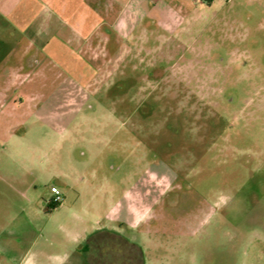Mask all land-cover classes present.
<instances>
[{
	"label": "rangeland",
	"instance_id": "374dc122",
	"mask_svg": "<svg viewBox=\"0 0 264 264\" xmlns=\"http://www.w3.org/2000/svg\"><path fill=\"white\" fill-rule=\"evenodd\" d=\"M192 2H128V31L83 33L97 59L68 27L39 63L0 30V264L82 234L74 264H139L132 243L142 264H264V0Z\"/></svg>",
	"mask_w": 264,
	"mask_h": 264
},
{
	"label": "crops",
	"instance_id": "0c3cea01",
	"mask_svg": "<svg viewBox=\"0 0 264 264\" xmlns=\"http://www.w3.org/2000/svg\"><path fill=\"white\" fill-rule=\"evenodd\" d=\"M130 1L133 0H0V26L3 23L0 30L2 32L5 30L6 33H13L15 35L12 41L13 46L8 48L19 49V46L22 47L21 44L27 41V46L24 45L26 46L24 54H28L29 50L34 48L37 54L36 60L39 63L41 61L42 45H39L38 42L43 43L44 36L47 33L53 32L54 26H56V32L62 30V27H68L73 30L74 34L77 32L81 35L78 40L83 44L82 47H85L89 53V57L97 59L99 57V51L97 49L94 50L95 47L88 44L91 38L90 35L84 38L82 36L83 33L87 28V32L95 33L100 28H114L117 25L120 26V31H128V28L131 27L129 20L122 19V17ZM162 1L164 7L167 5L166 8L177 11L178 13L192 11V9L185 10L184 6L180 4V0H178L179 2L177 0ZM176 1L178 2L177 4ZM188 1L189 5H192L193 0ZM193 8H195L194 4ZM135 9H132L130 12L131 19L133 18ZM110 10H114L115 12L111 16L109 15ZM99 39H102V41L108 40L106 33L102 32L99 35ZM5 41V39L0 37V44L6 43ZM24 46L23 48H25ZM12 53L16 52L13 51L5 54L0 64L8 62L7 60L10 59ZM102 54L104 56V53ZM16 72L17 74L19 73L18 71ZM90 240L91 234L77 235L73 240L66 237L63 240L64 242L79 241L83 247L78 245L73 250L67 246L61 254H52L47 250L41 249L38 254V260H36L39 264H74L71 256L76 251L81 255L84 249L89 250Z\"/></svg>",
	"mask_w": 264,
	"mask_h": 264
},
{
	"label": "flooded vegetation",
	"instance_id": "af4514ba",
	"mask_svg": "<svg viewBox=\"0 0 264 264\" xmlns=\"http://www.w3.org/2000/svg\"><path fill=\"white\" fill-rule=\"evenodd\" d=\"M156 69H160V68H156ZM164 71H165V69H163L162 71L161 70H158L157 72H156V79H153V80H155L154 82H156V85H157V87H156V85H155V90L156 89H158L161 85L163 86L164 84H163V75H164ZM147 78L149 79V80H152V79H150V76H149V74L147 75ZM142 80L140 79V82H141ZM146 102V101H145ZM142 103H143V101H142ZM147 103V102H146ZM149 113H152L153 112V107H152V105L150 106V109H149V111H148ZM141 129V128H140ZM154 133V132H153ZM156 136V135H155ZM154 135H151L150 137H148L147 139H152V141H150V144L151 145H153L154 143H156V141H157V136L155 137ZM154 148H152V150H153ZM152 163H154V161L152 162ZM155 163L156 164H159L160 162L157 160V159H155ZM152 173H154V172H152Z\"/></svg>",
	"mask_w": 264,
	"mask_h": 264
},
{
	"label": "trees",
	"instance_id": "16d2710c",
	"mask_svg": "<svg viewBox=\"0 0 264 264\" xmlns=\"http://www.w3.org/2000/svg\"><path fill=\"white\" fill-rule=\"evenodd\" d=\"M59 203H53V202H50V205H51V207H56L57 205H58ZM131 247H132V249H133V253L135 254V257H138L139 258V260H141L142 261V252H141V249L135 244V243H132V244H129ZM141 261H140V263H141ZM139 263V264H140ZM142 264V263H141Z\"/></svg>",
	"mask_w": 264,
	"mask_h": 264
},
{
	"label": "built area",
	"instance_id": "2783aa9c",
	"mask_svg": "<svg viewBox=\"0 0 264 264\" xmlns=\"http://www.w3.org/2000/svg\"><path fill=\"white\" fill-rule=\"evenodd\" d=\"M62 200H63V194H62L61 190L56 188L54 190L53 199L51 200V202L60 203V202H62Z\"/></svg>",
	"mask_w": 264,
	"mask_h": 264
}]
</instances>
